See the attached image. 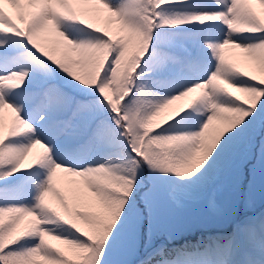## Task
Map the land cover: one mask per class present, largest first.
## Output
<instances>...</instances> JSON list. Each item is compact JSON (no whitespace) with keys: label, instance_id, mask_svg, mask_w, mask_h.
Segmentation results:
<instances>
[{"label":"snow or ice","instance_id":"obj_1","mask_svg":"<svg viewBox=\"0 0 264 264\" xmlns=\"http://www.w3.org/2000/svg\"><path fill=\"white\" fill-rule=\"evenodd\" d=\"M0 264H264V0H0Z\"/></svg>","mask_w":264,"mask_h":264}]
</instances>
